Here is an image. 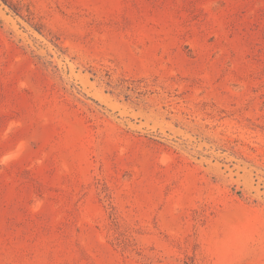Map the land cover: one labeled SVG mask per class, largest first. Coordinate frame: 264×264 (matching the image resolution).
<instances>
[{"label":"rangeland","instance_id":"obj_1","mask_svg":"<svg viewBox=\"0 0 264 264\" xmlns=\"http://www.w3.org/2000/svg\"><path fill=\"white\" fill-rule=\"evenodd\" d=\"M0 264H264V0H0Z\"/></svg>","mask_w":264,"mask_h":264}]
</instances>
